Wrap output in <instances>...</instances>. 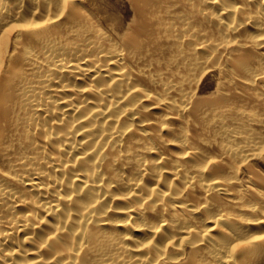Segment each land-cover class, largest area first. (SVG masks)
<instances>
[{
	"label": "bare ground",
	"instance_id": "obj_1",
	"mask_svg": "<svg viewBox=\"0 0 264 264\" xmlns=\"http://www.w3.org/2000/svg\"><path fill=\"white\" fill-rule=\"evenodd\" d=\"M127 2L0 0V264H264V0Z\"/></svg>",
	"mask_w": 264,
	"mask_h": 264
},
{
	"label": "rangeland",
	"instance_id": "obj_2",
	"mask_svg": "<svg viewBox=\"0 0 264 264\" xmlns=\"http://www.w3.org/2000/svg\"><path fill=\"white\" fill-rule=\"evenodd\" d=\"M84 7L101 28H105L113 37L120 35L132 21V8L127 0H84ZM215 73L211 71L203 75L198 86L199 95H209L214 91L217 76ZM257 166L259 173L263 174L264 166L256 165V169Z\"/></svg>",
	"mask_w": 264,
	"mask_h": 264
}]
</instances>
